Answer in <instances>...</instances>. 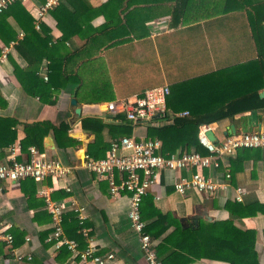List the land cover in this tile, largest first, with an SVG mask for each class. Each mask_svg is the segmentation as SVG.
Here are the masks:
<instances>
[{"label":"crops","instance_id":"crops-1","mask_svg":"<svg viewBox=\"0 0 264 264\" xmlns=\"http://www.w3.org/2000/svg\"><path fill=\"white\" fill-rule=\"evenodd\" d=\"M45 1L21 2L33 18V25L36 20L39 23L38 28L34 25L35 31L39 32V39L43 40L46 35L50 37L46 45L40 44L41 52L52 47L62 36L51 9L42 17L37 15L38 8ZM61 1L72 9L65 0H59ZM86 1L89 11L79 17L81 29L74 28L75 31L60 51L76 52L84 47L85 35L96 34V30L107 24L110 26L102 29V37H114L120 39V42L96 50L93 46L90 47V59L94 60L85 63L84 68H81L78 60H70L67 66V59L63 61L61 70L65 69L70 76L80 69L86 75L88 86L79 89L78 93L79 82L69 79L63 88L52 95L47 91L42 97L27 94L20 80L27 62L16 50V40H10L7 44L0 40L1 50H8L5 59L0 62V163L12 154L19 161L27 160L28 148L33 145L21 147V141L25 137L24 124L48 121L54 126L61 123L68 125L66 135L72 142L67 143V138L62 136L60 142L65 146L58 147L52 130H49L42 137L43 148L40 152L73 168L64 179L53 180L47 177L36 181L25 178L2 183L0 221L8 226L7 231L13 235V242L11 246L0 243V264H76V259L69 256V253L55 251L44 238L50 227V217L45 209L46 196L56 202L65 200L69 206L65 214L74 212L70 209L72 201L83 207V226L88 230L89 239L99 253L114 254L111 264H147L138 236L130 226L127 215L128 195L121 193L116 197L111 196L105 179H99L79 166L83 153L96 158L106 156L108 144L113 138L148 137L144 124L131 126L124 121L123 114H116L115 119L118 121L104 120L103 117L109 118L108 113L103 111L104 104L117 99L132 100L145 90L159 85L170 87L183 80L199 76L204 79L211 74H214L212 80L221 77L230 79L231 88L228 93H223L224 99L249 88L247 85L242 86L239 77L244 76L238 73V68L256 58L252 31L244 10L211 13L208 10L191 9L174 20L172 12L176 5L187 1V5H192L190 7L198 6L201 5V0H122V4L120 0ZM116 3L121 4V10H115ZM146 7H150V11H146ZM8 22L17 39H22L24 31L18 23L11 17ZM19 32H22V36H18ZM48 63V59L44 57L39 63L38 76L42 79L45 66L48 79ZM46 81L43 79V82ZM55 82L61 83L58 79ZM262 91L264 88L259 89V94ZM219 96L212 89L207 98L220 101L222 99ZM49 98L54 99V104H49ZM72 98L76 100V105L71 104ZM76 107L80 109L78 114ZM85 117L98 118L104 123L103 128L97 133L89 128L84 129L81 121ZM210 125L215 139L234 134L231 133L233 131L264 132V108L237 113L232 118H224ZM126 126H130L129 135L124 134ZM184 151L186 150H177L175 153ZM192 170L194 169L159 172L157 181L151 185L141 206L143 208L150 205L148 219L153 214L151 208H155L161 213L171 214L184 225L194 223L196 219L229 222L231 226H226V229L230 240L232 227L253 232L250 245L254 248L257 262L264 264V214L257 211L249 216H240L235 214L236 207L231 204L235 202L236 186L243 187L247 192L242 204H264V149H240L233 155L224 157L218 168L201 169L203 174L212 176L214 181L227 183L225 188L215 193L188 191L181 195L174 191L172 182L179 176L188 175ZM226 170L231 175L227 181L224 178ZM115 176L118 179L119 174L116 172ZM65 186L70 191H66ZM227 203H230V207H227ZM171 229L172 227L167 232ZM82 238L80 246L77 241L79 249H84L88 244ZM158 242L159 240L155 241L156 244ZM207 253L213 255L193 259L188 264H229V260L235 257V253L228 247L221 249L216 246ZM18 254L24 257L31 255V259L23 257L22 260H17L15 257Z\"/></svg>","mask_w":264,"mask_h":264},{"label":"trees","instance_id":"trees-1","mask_svg":"<svg viewBox=\"0 0 264 264\" xmlns=\"http://www.w3.org/2000/svg\"><path fill=\"white\" fill-rule=\"evenodd\" d=\"M65 1L69 3L72 9L61 1L50 11L56 19L57 27L62 31V36L52 47H48L46 51L44 49L43 52L40 50V44L44 43L46 45L50 37L46 35L43 40L39 39V32L35 31L33 18L20 1H14L0 13V40L4 44H7L10 40H16L15 48L27 62V67L23 71V78H20L21 86L27 94L42 97L44 92L47 91V93L52 95L60 88H63L64 84L69 82V79L79 82L77 86L78 93L79 89L88 86L86 75L82 74L80 69L76 73H72L74 74L73 76H70L65 69L61 70L63 61L67 59L65 65L67 66L70 60H78L81 63V68H84L85 63L94 60L90 59V56H92L89 51L90 47L93 46L96 50V48L120 42V39L114 37H102V29L110 26L107 24L104 28L96 30V32L98 31L96 34L85 35V44L81 49L73 53H62L60 49L72 35V32L75 31L74 28L81 27L80 15L88 14L89 11L86 0ZM120 2L122 4V0ZM186 2L174 7L172 12L174 20L180 14L191 9L194 11L200 9L208 10L211 13L244 10L252 31L256 58L238 68V73L244 76L239 77L240 83L243 87L248 86L249 88L236 92L228 99H224L223 93H228L230 90V79L221 77L212 80L214 74L206 76L204 79L199 76L183 80L169 87L170 92L166 98L167 111L165 118L171 117V123L153 125L147 122L144 124L148 137L158 138L161 141V153L164 156L175 153L177 150L196 151L205 155L208 152L197 138L199 125L218 122L224 118H232L235 114L247 110L252 111L264 108V97L259 96V89L264 88V0H201V5L193 7H190L192 5H187ZM116 4L117 8L115 10H118L121 4ZM145 9L150 11V7ZM145 9L142 10L144 11ZM9 17L13 18L24 31L22 39L18 40L14 34V30L8 22ZM113 26L116 27V24L114 25L113 23ZM43 57L49 61V72L46 82H43V79L38 76V66ZM217 74L222 75L221 73ZM56 79L60 80L61 83L57 84L55 82ZM212 89L220 94L219 99L222 100L213 101L207 98L209 90ZM48 102L49 104H54V99L49 98ZM183 110H187L188 115H177ZM81 125L84 129L89 128L97 133L103 128L104 123L95 117H85L82 119ZM67 129L68 125L63 123L58 126H54L48 121L26 123L24 124L25 137L21 141V147L25 148L28 145H33L41 151L43 148L42 137L49 130H52L57 146L63 147L65 145L60 142L62 136L67 138L69 141L67 143L72 142L66 135ZM126 130L124 134L129 135L130 126H126ZM229 204L227 203V207H230ZM231 204L236 207L235 214L240 216H249L257 211L264 214V204L258 202L242 204V202L235 201ZM149 206L147 204L145 207H141V217L146 223L144 229L155 241L159 240L155 244L156 254L157 258L164 264H188L193 259L201 258L205 255H213L207 252L216 246L221 249L228 247L235 253V257L229 260V264H259L256 260L254 248L250 245V239L253 236L252 231H242L239 228L232 227V238L230 240V235L226 229V226H231L229 222H205L201 219H196L194 223L184 225L171 214L161 213L160 210L155 208H151L153 214L148 219ZM49 220L51 221V218ZM62 227L68 238L78 241L79 246L80 243H83V236L78 231L80 225L75 212L63 214ZM170 227L172 229L167 232ZM50 231L51 228L49 227L44 238ZM216 231L218 232L215 234L214 232ZM215 235L218 237L216 238ZM48 245L50 244L48 243ZM59 251H63L64 254L67 252L69 256L77 259L66 247H61Z\"/></svg>","mask_w":264,"mask_h":264},{"label":"built area","instance_id":"built-area-1","mask_svg":"<svg viewBox=\"0 0 264 264\" xmlns=\"http://www.w3.org/2000/svg\"><path fill=\"white\" fill-rule=\"evenodd\" d=\"M14 1L25 2L27 0H0V13ZM59 3V0H46L37 11V15L42 17L48 10ZM158 22V21H154ZM35 27L39 23L35 21ZM22 36V32L18 33ZM7 48H3L0 53V62L7 54ZM43 79L47 80V69L44 67ZM170 92L168 85H159L145 90L142 94L132 100L117 99L106 102L103 111L108 117L104 120L115 119L116 114H123L124 121L131 126L136 124L160 125L171 121L165 118L167 106L166 98ZM180 116L188 115V111H183ZM155 118V119H154ZM209 124H201L198 127L197 138L199 143L207 150L208 154H200L196 151H184L172 153L164 156L161 153L162 143L158 138L133 136H121L113 138L108 147L106 156L95 158L88 153H83L79 166L86 171L95 174L99 179L108 182L111 196H119L126 193L129 200L128 218L130 226L137 234L142 255L147 264H164L157 258L155 240L145 231V223L141 218V206L143 198L147 194L151 185L154 184L162 170L177 171L181 169L189 170L186 176H179L173 182L174 191L184 195L188 191L215 193L221 188H225L227 183L222 184L213 180L212 176L201 172L203 168L219 167L220 161L227 156L233 155L239 149H264V132H241L224 136L222 139H210L207 131H212ZM73 168L63 164L59 159L49 158L45 153L40 152L36 147L28 148V159L19 161L15 156L9 155L6 161L0 163V195L3 192V182H16L25 178H32L41 181L47 177L51 179H64ZM119 174L116 179L115 173ZM228 170L224 173L227 181L230 178ZM66 191H70L65 186ZM234 200L242 202L246 190L241 186L235 187ZM70 209L76 213V218L80 225L78 231L88 241L84 249L78 248V243L74 239L68 238L62 227L63 214L67 204L65 200L53 201L48 196L45 197V209L50 215L51 231L46 236L55 251L61 247H66L73 256H76V264H111L115 256L112 252L99 253L98 248L90 241L88 230L83 226V207L70 202ZM8 226L0 221V243L11 246L13 236L8 232ZM29 240V237H26ZM23 255H16L17 260H22ZM31 259V255L24 257Z\"/></svg>","mask_w":264,"mask_h":264},{"label":"water","instance_id":"water-1","mask_svg":"<svg viewBox=\"0 0 264 264\" xmlns=\"http://www.w3.org/2000/svg\"><path fill=\"white\" fill-rule=\"evenodd\" d=\"M259 95H260V97H264V91H262ZM71 104H72V105H76V104H77V103H76V100H75L74 98L71 99ZM75 111H76V113L78 114V113L80 112V109H79L78 107H76ZM231 128H233V127H231ZM231 133H235V131H233V132H231ZM206 135H207L210 139L214 140V137H213L211 131H207V132H206Z\"/></svg>","mask_w":264,"mask_h":264}]
</instances>
